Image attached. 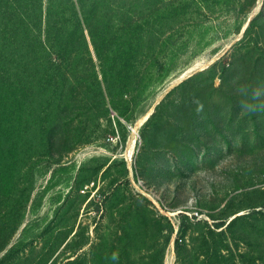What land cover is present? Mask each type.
Wrapping results in <instances>:
<instances>
[{
  "label": "rangeland",
  "instance_id": "obj_1",
  "mask_svg": "<svg viewBox=\"0 0 264 264\" xmlns=\"http://www.w3.org/2000/svg\"><path fill=\"white\" fill-rule=\"evenodd\" d=\"M80 2L0 0V264H264V0Z\"/></svg>",
  "mask_w": 264,
  "mask_h": 264
},
{
  "label": "clouds",
  "instance_id": "obj_2",
  "mask_svg": "<svg viewBox=\"0 0 264 264\" xmlns=\"http://www.w3.org/2000/svg\"><path fill=\"white\" fill-rule=\"evenodd\" d=\"M262 90H264V88H262V87H256L253 89V99L254 100L259 99V97L261 96ZM111 259L117 260L118 259V253L114 252L111 256Z\"/></svg>",
  "mask_w": 264,
  "mask_h": 264
},
{
  "label": "bare ground",
  "instance_id": "obj_3",
  "mask_svg": "<svg viewBox=\"0 0 264 264\" xmlns=\"http://www.w3.org/2000/svg\"><path fill=\"white\" fill-rule=\"evenodd\" d=\"M145 118H146V116H144V117H143V118L137 123V125L132 129V130H134V132H137L140 123H141ZM133 141H134V140H133ZM133 144H134V143H133ZM131 150H132V149H131Z\"/></svg>",
  "mask_w": 264,
  "mask_h": 264
},
{
  "label": "trees",
  "instance_id": "obj_4",
  "mask_svg": "<svg viewBox=\"0 0 264 264\" xmlns=\"http://www.w3.org/2000/svg\"><path fill=\"white\" fill-rule=\"evenodd\" d=\"M79 2H80V0H79ZM80 3H81V2H80ZM191 4H197V0H191ZM81 6H82V5H81ZM80 8H81V7H80ZM250 25H251V24L248 25L246 32L249 31V29H250Z\"/></svg>",
  "mask_w": 264,
  "mask_h": 264
},
{
  "label": "water",
  "instance_id": "obj_5",
  "mask_svg": "<svg viewBox=\"0 0 264 264\" xmlns=\"http://www.w3.org/2000/svg\"><path fill=\"white\" fill-rule=\"evenodd\" d=\"M150 114H151V113H150ZM150 114L148 115V117L150 116ZM148 117H147V118H148Z\"/></svg>",
  "mask_w": 264,
  "mask_h": 264
}]
</instances>
